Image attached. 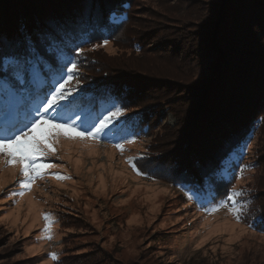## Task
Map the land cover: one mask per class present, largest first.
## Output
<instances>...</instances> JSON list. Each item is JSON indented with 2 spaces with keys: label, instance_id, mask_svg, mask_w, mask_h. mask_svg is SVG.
Here are the masks:
<instances>
[{
  "label": "trees",
  "instance_id": "trees-1",
  "mask_svg": "<svg viewBox=\"0 0 264 264\" xmlns=\"http://www.w3.org/2000/svg\"><path fill=\"white\" fill-rule=\"evenodd\" d=\"M136 1L0 0V136L23 127L68 61L90 69L93 60L80 48L120 45L132 31L133 54L165 68L138 60L94 68L100 74L82 86L86 115L95 119L98 108L112 106L135 110L124 127L147 138L165 104L178 119L166 137L171 145L137 162L139 170L219 205L248 163L249 146L264 137V0H209L205 9L193 2L197 19L190 22L151 11L145 31L134 25ZM251 165L264 173V153ZM238 201L242 219L264 234V187L245 189Z\"/></svg>",
  "mask_w": 264,
  "mask_h": 264
},
{
  "label": "rangeland",
  "instance_id": "rangeland-1",
  "mask_svg": "<svg viewBox=\"0 0 264 264\" xmlns=\"http://www.w3.org/2000/svg\"><path fill=\"white\" fill-rule=\"evenodd\" d=\"M193 2L205 9L209 0H137L134 25L145 31L152 22L151 11L193 21L197 19V10L190 8ZM131 34L127 33V40L120 45L101 43L83 51L93 60L91 67H78L67 86L73 89L72 94L62 101L69 104L76 98L66 115L78 126L87 118L81 130L93 120L86 115L89 110L84 102L89 95L83 94L82 86L89 76L100 74L94 68L112 70L120 62L133 64V60L144 67L165 68L162 60L138 59L139 53L133 54L129 41ZM91 102L88 107L92 109ZM159 108L162 114L147 138L133 136L124 127L126 117L135 110L125 111L116 121L121 126L118 136L83 140L61 135L55 141V153L46 161L55 167L35 180L30 190L20 186L21 165L8 166L6 158L0 157V264H84L82 257L90 258L88 264H264V234L242 219L239 196L237 220L229 210L230 201L222 202L227 207H221L222 203L208 205L195 193L141 171L137 174L128 162L132 158L137 165L149 153H161L171 145L166 137L178 119L165 104ZM108 109L98 108L97 116L106 115ZM79 112L80 119H75ZM116 144H123L124 151ZM263 148L262 136L251 143L248 163L242 174L240 171L234 190L241 193L249 187H264V173L251 165L264 153ZM57 175L68 178L58 180ZM21 191L23 196L18 194ZM213 208L219 210L212 212ZM46 214L51 218L48 231Z\"/></svg>",
  "mask_w": 264,
  "mask_h": 264
},
{
  "label": "snow or ice",
  "instance_id": "snow-or-ice-1",
  "mask_svg": "<svg viewBox=\"0 0 264 264\" xmlns=\"http://www.w3.org/2000/svg\"><path fill=\"white\" fill-rule=\"evenodd\" d=\"M107 43L108 41L105 40L104 46H107ZM97 47H100V45H97ZM83 51V48L79 49L80 54ZM64 67H66V71L61 68L60 81L46 95L42 103L34 109V113L26 119L23 127L12 126L7 129V135L0 136V157L6 158L8 166H13L17 162L21 165L20 171L23 180L20 186L25 190H30L35 180L42 178L46 170L55 167V165L46 161L50 155L55 153V141L61 135H66L69 139L96 140L101 135L104 138L118 136L121 131V126L116 121L125 115V110L122 108H116L115 111L108 109L106 115L96 116L86 130H81V128L87 122V118L82 120L79 126L69 122L72 117H67V109L69 104L75 101L76 98L72 97L69 104L62 103V101L68 100L72 94L73 89L67 86L74 79L78 66L75 62L68 61ZM16 78L19 80L20 76L17 75ZM75 119H80L79 114ZM73 133L74 136L71 135ZM115 147L121 152L124 151L123 144H116ZM128 162L137 171V174H141L132 158H129ZM242 173L243 170H241ZM67 178L63 175L56 176L58 180ZM18 194L23 196L24 192L21 191ZM239 195H241L240 192L233 190L226 197V201H230L232 204L229 210L236 215L237 220L240 219V211L235 207V204L236 197ZM227 206L226 202L221 204V207ZM218 210V208H213L211 211ZM44 219L49 221L48 228L45 229V231H48L51 227V218L46 214ZM47 238L51 239V236ZM53 257L55 258V254H53Z\"/></svg>",
  "mask_w": 264,
  "mask_h": 264
}]
</instances>
